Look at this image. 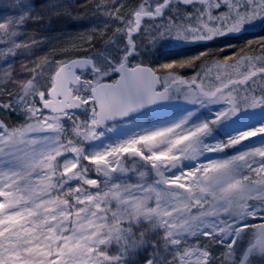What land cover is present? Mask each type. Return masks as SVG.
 Segmentation results:
<instances>
[{"label": "snow or ice", "instance_id": "obj_1", "mask_svg": "<svg viewBox=\"0 0 264 264\" xmlns=\"http://www.w3.org/2000/svg\"><path fill=\"white\" fill-rule=\"evenodd\" d=\"M8 7L0 113L22 122L0 119V264H264V38L209 50L264 25V0H96L101 47L94 30L20 70L43 40L28 23L74 13Z\"/></svg>", "mask_w": 264, "mask_h": 264}, {"label": "rangeland", "instance_id": "obj_2", "mask_svg": "<svg viewBox=\"0 0 264 264\" xmlns=\"http://www.w3.org/2000/svg\"><path fill=\"white\" fill-rule=\"evenodd\" d=\"M12 2L13 0H0V17H3L5 14H13L14 10L8 7ZM33 2L36 6V11L40 12L42 11L41 5L47 4L49 0H33ZM95 2L96 0H59V3L71 6L70 10L74 13L72 18L60 16L58 18L53 17L50 20L46 17L39 22L30 21L27 25L28 37H35L37 41H41V38L43 40L33 46L31 53L21 51L17 57V70H20L21 63H28L29 60L35 61L38 57L46 56L49 60L59 58L60 54L54 49H57L62 44H66L69 39H78L80 36H86L94 30L101 33L96 38L97 47H101L104 43V37L110 35V30L115 28L116 25L103 14L104 10L102 8L98 10L93 7ZM81 5L83 7H80ZM261 38H264V25L257 24L255 28L249 29L239 38L225 37L213 42L210 44L209 50L215 52L223 49L221 55H233L240 48L247 50L246 46L249 42L258 44ZM228 43H231L233 47L226 48L225 46ZM87 51L90 50L81 51L78 55L83 56ZM188 54H192V52ZM180 58H183V54L173 47L164 49L163 52L154 50L153 55L144 59L147 63L157 60L159 63H164ZM184 73L191 75L192 70L185 69ZM0 119H5L10 124L22 122L16 114L9 113H0Z\"/></svg>", "mask_w": 264, "mask_h": 264}]
</instances>
